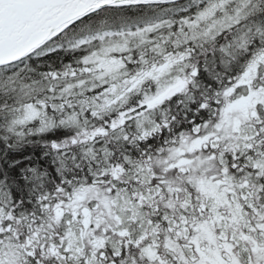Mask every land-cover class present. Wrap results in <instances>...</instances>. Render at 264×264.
<instances>
[{"label": "snow or ice", "instance_id": "snow-or-ice-1", "mask_svg": "<svg viewBox=\"0 0 264 264\" xmlns=\"http://www.w3.org/2000/svg\"><path fill=\"white\" fill-rule=\"evenodd\" d=\"M0 264H264V0H0Z\"/></svg>", "mask_w": 264, "mask_h": 264}]
</instances>
